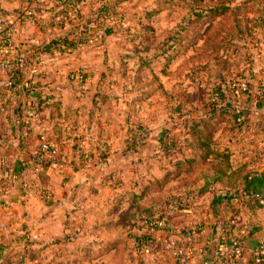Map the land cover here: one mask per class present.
Returning <instances> with one entry per match:
<instances>
[{
    "label": "rangeland",
    "instance_id": "374dc122",
    "mask_svg": "<svg viewBox=\"0 0 264 264\" xmlns=\"http://www.w3.org/2000/svg\"><path fill=\"white\" fill-rule=\"evenodd\" d=\"M49 5L53 4L47 3V13L53 10ZM109 26L107 36L61 59L39 54L28 61V72L40 79L36 84L48 90L42 94L43 103L51 100L49 108L57 104L51 111L58 112V93L63 103L70 99L86 109L81 126L67 127L73 143H78L80 160L83 153L93 160L94 149L96 161L103 165L109 139L115 136V142L120 135L125 160L114 172L102 171L101 186L117 193L155 188L157 192L152 189L143 199L152 205L187 191L198 195L203 178L213 179L219 169L224 176L232 171V179L239 181L261 164L256 157L264 154V0H124ZM39 32L42 41L58 35V30ZM32 40L33 44L11 42L9 55L41 42ZM58 83L65 88L58 91ZM99 103L104 112L94 109ZM14 116L9 107L0 112V217L5 229L21 232L1 243L5 256L17 264H58V240L65 238L58 234L65 225L61 217L73 213L76 229L92 234L89 239L100 247H111L96 250L88 264H153L156 259L169 264V255L145 257L135 250L134 237L118 235L116 216L107 219L111 226L105 234H97L106 223L98 220L102 208L97 205L88 204L85 210L58 207L63 195H86L80 187L68 188L64 144H58L60 167L41 170L29 161L13 172L14 162L22 160L11 156L12 146H23L14 138ZM206 146L222 155L221 160L213 156L203 163ZM211 190L209 194L219 189ZM174 210L180 216L175 221L183 224V209ZM34 224L39 226L26 231ZM65 227L70 230L72 224Z\"/></svg>",
    "mask_w": 264,
    "mask_h": 264
},
{
    "label": "crops",
    "instance_id": "0c3cea01",
    "mask_svg": "<svg viewBox=\"0 0 264 264\" xmlns=\"http://www.w3.org/2000/svg\"><path fill=\"white\" fill-rule=\"evenodd\" d=\"M52 3L53 5H49L51 8L54 7L56 2L55 0H45L44 3L41 4V8L39 9V14H48L46 6L47 3ZM82 5H80V12L84 16H91L92 11L98 8L101 0H81ZM88 6V12L85 15L83 11H85V7ZM52 7V8H53ZM24 7L22 5L21 0H0V21L7 18L12 17L14 20V24L9 26L11 29L10 40L11 42H24L26 44H33V38L38 40L42 37L39 35V30L32 22H24L23 24L16 22L15 17L17 15V11L22 10ZM82 10V11H81ZM39 45V44H37ZM60 59V58H58ZM28 79L31 78L35 80L37 79L33 73H29L27 75ZM33 84V83H31ZM39 88V91L47 92L45 88H43L39 83L35 85V88ZM65 88V85H59L58 83V91ZM72 89V87H71ZM49 92L51 90L49 89ZM99 94L98 92L96 93ZM93 96V95H92ZM91 96V97H92ZM51 100H48L46 103L41 104V111L39 116L37 117V121L32 123L31 130L28 137H25L23 134V130L14 121L15 128V137L20 138L23 141V146H12L11 153L12 157H20V160L25 164L29 163V157L34 154L35 148L37 146V138L40 133H45L49 141L54 143L57 147L60 143L64 144L62 150L63 154H65V166L64 171L65 175H68V184L70 185L68 188L76 187L83 192H86L84 197L76 199L74 195L68 196L66 194L63 195V198H58V207L62 209L68 208H76V210L86 207L88 204L97 205L102 210L97 213L98 220L102 219L100 231H97V234H105V229L108 226H111L110 222L107 221L108 218L111 220V214L108 211L113 203L115 202L117 196H124L127 193L133 192L135 194H140V191L135 188L125 189L123 192H116V190L110 188L109 186H101L100 180H102V171L107 170L109 172H114L118 170V168L122 165L123 159L125 160L124 155H122L123 147L122 142L120 145V135L119 138L115 140V136L109 139L110 149L108 153L106 152L105 163L97 162L96 154L94 149L92 150L93 160L89 161L86 164H82L80 159L76 156L77 148H79L78 143H73L71 140L70 132H68L67 127H72L76 125L82 124L84 120L87 118L85 115L86 109L82 107H77L74 102L68 99V102H64L61 98V95L58 93V112L57 109L52 110V107H57V104L54 106H50L52 104ZM99 111L104 112L101 107V103H99L98 108ZM58 122V123H57ZM96 124V123H95ZM94 124V125H95ZM72 125V126H71ZM19 126V125H18ZM124 138V137H122ZM62 140V141H61ZM15 142V141H13ZM116 143H118V147L116 148ZM112 148V149H111ZM59 151V149H58ZM264 154L257 155L256 159L261 163L260 165L255 164L254 170L251 174H248L242 183H240L237 188L231 192H222L219 193L216 197L220 201V205L214 207L212 205L214 198L213 194H205L204 196L194 198L191 202H189L190 206L183 210V224L177 223L175 218L177 216L176 210H169L166 212V217L169 219L170 224L173 228L180 231L186 230L191 227H198L199 230L204 232V237L199 240L198 246L200 248H204L205 254L201 260L196 259L193 264H201V261L209 260L215 251V245L211 242L214 237L211 228H220V227H230L233 231L234 236H238L241 232H244V245H243V260L241 264H254V252L257 249L259 242L264 239V205H261L258 201L264 202ZM256 160V161H257ZM106 197L104 198L103 196ZM203 197V198H202ZM206 198V199H205ZM206 200V203L203 202ZM125 201V199H124ZM125 205V204H124ZM126 207V205H125ZM88 208V206H87ZM9 210V208H7ZM126 209V208H125ZM71 212V211H70ZM83 212V211H82ZM4 214V213H2ZM6 214V213H5ZM68 214V213H67ZM73 215V213H71ZM62 215L61 221L65 222V225L62 228V231L58 233L61 235L60 237H72L69 243H61L58 246V252H61V259H58V263L67 264H80L73 263V261L66 260L64 256L67 251H76L77 247L80 246V243H95L96 240L89 239L88 232L85 229L79 230L75 227V219H72V215ZM31 215V216H30ZM29 217L33 221L34 214L30 213ZM6 216V215H5ZM79 216V215H78ZM81 216L88 219L89 215L83 212ZM6 218V217H3ZM41 219V218H40ZM38 219V221L40 220ZM5 219L0 217V244L4 243V239L7 240L11 236H16L21 234L13 233L8 229H5L3 222ZM40 222V221H39ZM72 224V227H65L68 224ZM35 226H39L34 224L33 227L28 228L26 231H31L35 228ZM4 228V229H3ZM75 228V229H72ZM30 229V230H29ZM134 231H137L135 229ZM11 232V233H10ZM77 237L75 239L73 236ZM77 235H80L82 238H79ZM160 233H157L159 236ZM97 236V235H95ZM108 236V235H106ZM80 240V242L78 241ZM208 240V241H207ZM75 241V242H74ZM79 242V243H76ZM92 250H106L108 251L111 247L109 243H103L102 247L100 244H95L92 246ZM5 256V252L0 251V257ZM62 259H65L62 261ZM169 264H174L172 260L167 258ZM159 260H155L153 264H159ZM91 261H83L82 263H91Z\"/></svg>",
    "mask_w": 264,
    "mask_h": 264
},
{
    "label": "trees",
    "instance_id": "16d2710c",
    "mask_svg": "<svg viewBox=\"0 0 264 264\" xmlns=\"http://www.w3.org/2000/svg\"><path fill=\"white\" fill-rule=\"evenodd\" d=\"M123 1L124 0H101L98 8L92 12L91 18H87L79 11L81 0H55L56 4L53 7L52 11H57L56 13L58 14V23L55 24L53 22L54 18L52 15L46 16L45 19L42 20V23H45L48 28H52L51 30H53V32L58 30V35H54V37L45 40L39 45L28 47L27 51L29 52V57L23 61L21 68L16 69L13 72L16 85L12 96L9 98L8 105L9 107H11L10 109H13L14 114H17L19 118L22 119L26 116L28 111H34L37 117V114L40 112V109H38L37 106H41V104L45 102V100L41 99L43 92L39 91L38 87L35 88V86L31 84L32 80H29L27 77L28 73H30L28 72L30 70L29 67H31L29 66L28 61L32 59L35 60L39 54L50 57L58 55V58L61 59L67 54H71L72 50L76 49L77 47H84L89 46L90 44H95L99 41V39H102L103 34L105 36L109 34L111 27H108V24L112 22L113 14L120 9V5ZM21 2L23 7L26 8L29 0H21ZM48 14H51V12H49ZM2 21L3 20L0 21V24H2ZM37 22L38 21H36L34 17L33 24L38 28V25H36ZM2 29L3 30L0 31V37L10 39V27L3 26ZM44 32L47 33L48 30ZM2 95L4 97V93ZM16 123L19 125L16 126L22 129L23 126L20 121H16ZM207 147L208 146H206V151L202 155L203 163L209 161V159L213 156L215 159L221 160L222 155L218 154L215 149L211 148L209 150ZM30 162H33V164L35 165V158L32 157L30 159ZM14 163L15 166L12 168L13 172H17L18 170L21 171L28 164H25L21 161H15ZM220 166H222V164H220ZM225 166L227 168V166H231V163L230 165L226 164ZM243 168L245 169L244 166ZM232 173L233 172L230 171L229 176H224V172L219 169L218 172L215 171V176L213 179L206 180L205 178H203L204 183L199 190L198 195L192 196L191 193L187 191L181 193L178 196L170 197L161 203L156 201L152 205H146L143 202L144 194L152 190V187L143 189L141 191V194L130 192L121 197L117 196L112 207L108 210L111 216L117 217V234L123 236L130 235V237H134L135 250L143 254V251L145 249L150 248L149 241L151 240L153 235L148 226L153 223L155 219H166L169 221V219L166 217L167 210H174L175 207L182 208L183 210L185 208H188L190 206L189 202H191L194 198L201 197L204 194H209L212 191V187L219 189L215 191L213 190V192L211 193L215 198L212 205L214 207L219 206L220 201L216 199V197H218L217 195L222 192H231L235 190L237 186L242 183L247 177L246 175L239 181L233 180ZM217 184L221 186H218ZM223 188H225V190H221ZM154 191L157 192L155 188L153 189V192ZM124 204L126 205V207ZM0 205H3V202H1ZM161 205H166L167 209H161ZM227 228L231 230L230 227ZM135 229H137V231H134ZM140 232H142V234L138 235ZM168 233L169 235L175 234V229L172 227L171 231L169 230ZM136 238H138V240ZM68 241L69 237H65L60 239V241L58 240V243H66ZM95 244L96 243L92 244L90 242L82 243L77 247L76 251H67L64 256L66 258L69 256L72 257L71 261H73V263H81L87 260L91 261L95 258L93 254L96 251L92 250V246ZM1 250H4L2 246H0V251ZM158 250H160L159 244L155 248H151L152 253L157 252ZM0 264L17 263L12 259V256H2L0 257ZM67 264H69V262ZM261 264H264V259L262 260Z\"/></svg>",
    "mask_w": 264,
    "mask_h": 264
},
{
    "label": "built area",
    "instance_id": "2783aa9c",
    "mask_svg": "<svg viewBox=\"0 0 264 264\" xmlns=\"http://www.w3.org/2000/svg\"><path fill=\"white\" fill-rule=\"evenodd\" d=\"M44 2L45 0H29L27 7L15 17L16 22L23 24L29 21L33 23V18L35 17V20L38 21L36 24L38 28H36L41 31L48 30L50 32L52 28H48L45 23H42V20L46 16L52 15L54 18L53 22L56 24L58 23V14L56 13L57 11H51V14H39L41 4ZM13 20L12 17L3 19L2 24H0V31L3 30V26L9 27L13 25ZM10 46V39L0 37V112L8 109L9 98L15 89L16 81L13 72L21 68L23 61L29 57L26 47H23L19 53L9 55ZM14 117L15 122L20 121L22 124L24 136L28 137L31 125L34 119H36L35 112L28 111L22 119L17 114ZM33 157L35 158V166L41 170L60 167L63 162L58 147L48 140L45 133L38 135ZM89 161L87 153H83L80 162L86 164ZM258 202L264 205L263 201ZM148 228H150L153 236L149 241L150 248L143 251V256L145 257L154 254L155 257L165 258V255H169L174 264H193L196 259L201 260L205 254L204 248H200L197 243L199 239L204 237V232L199 230L198 227H191L182 232L175 231V234L169 235L168 231L172 229L170 222L166 219H155ZM211 231L214 235L211 242L215 245V251L209 260L201 261V264H241L243 260L244 232H241L238 236H234L232 230L223 227L217 229L211 228ZM157 233H160V235L157 236ZM158 244L160 245V250L152 253L151 248H155ZM263 259L264 239L259 242L254 252V264H261Z\"/></svg>",
    "mask_w": 264,
    "mask_h": 264
}]
</instances>
